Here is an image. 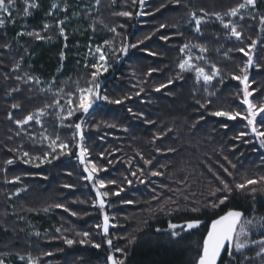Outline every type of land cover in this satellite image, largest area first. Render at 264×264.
<instances>
[{"label": "trees", "instance_id": "trees-1", "mask_svg": "<svg viewBox=\"0 0 264 264\" xmlns=\"http://www.w3.org/2000/svg\"><path fill=\"white\" fill-rule=\"evenodd\" d=\"M89 2L95 8L80 12L89 25L82 43L91 39L101 45L108 70L99 72V92L110 100H122L121 104L100 100L89 113L75 111L65 118L67 94H73L75 108L77 88L90 87L97 69L74 59L73 42L62 63V43L47 48L34 36H20L25 25L26 33L37 30L48 37L42 14L31 8L28 20L21 0H15L14 5L17 30L0 29V261L24 264L31 256L37 264H110L107 257L112 255L124 264H197L212 221L233 210L254 221L248 241L264 239V228L256 226L264 217V182L249 186L257 189L255 194L235 189L238 183L264 176V148L246 120L211 115L219 110L247 114L242 103L244 86L233 76L246 74L252 92L249 100L264 103V25L260 23L264 0H257L255 9L234 21L225 13L243 0H179L178 4L174 0H144L143 5L140 0ZM201 9L208 14L201 25L202 35L194 31V22H189L190 13L203 15ZM121 12L132 15H118ZM214 13L225 23L235 24L241 38L232 37ZM52 30L51 40H59V32ZM185 44L190 46L194 65L209 74L211 65L219 69L208 84L201 79L198 82L194 70L179 69L189 54L180 51ZM194 45H203L207 51ZM121 47H127V52H121ZM240 48L253 59L246 73L241 69L248 56L238 51ZM198 56L203 59H196ZM169 79L172 84L156 91ZM14 104L19 107L13 108ZM39 109L44 110L40 123H16ZM256 119L258 129L264 131V113ZM76 123L82 124L83 141L78 138ZM241 132L248 135L236 139ZM57 137L58 143L69 144V149L52 153L48 145ZM81 143L88 150L85 163L89 167V161L96 164L99 171L95 176L105 181V187L99 189L108 192L103 210L93 207L95 181L84 179L87 174L77 147ZM24 152L30 154L29 159L51 153L52 162L32 159L25 163ZM7 160L14 162L8 165ZM221 181L232 191H217L223 188ZM116 192L119 195H114ZM224 196L228 198L220 204ZM213 203L218 206L211 208ZM56 204L63 207H54ZM104 213L111 225L107 236L102 232ZM195 220L203 226L189 233L169 228L170 223ZM83 232L89 233V242L80 244L85 238L77 233ZM64 238L77 242L69 246ZM107 239L112 240L111 246ZM94 244L101 246L95 248ZM242 251L248 258L244 264H264V253L256 254L260 251L256 244L248 242ZM236 257L239 259L240 253ZM229 261L225 254L220 264Z\"/></svg>", "mask_w": 264, "mask_h": 264}, {"label": "snow or ice", "instance_id": "snow-or-ice-1", "mask_svg": "<svg viewBox=\"0 0 264 264\" xmlns=\"http://www.w3.org/2000/svg\"><path fill=\"white\" fill-rule=\"evenodd\" d=\"M135 2V0H134ZM175 3H179V0H174ZM256 2L257 0H243L242 3H239L237 6L229 9L225 15L230 16V17H239L240 19H243L244 16L242 14V10H246L248 8H255L256 7ZM97 3H99V0H97ZM141 5L144 4V0H140ZM15 5V0H0V12L8 13L9 16H11V9ZM38 5L32 4L30 7H37ZM163 6V5H162ZM58 6L57 4L53 3L52 8L56 9ZM158 10V9H157ZM28 9L25 8V13L27 14ZM203 15L197 16L195 12L190 13L191 20L189 21L190 23L194 22V31L198 34H203L201 30V25L202 23H205L206 21L204 20V16H207V13H204L203 9L200 10ZM51 14V13H49ZM143 14V13H138ZM118 15L121 16H131L132 14L130 12H121L118 13ZM213 15L216 16L218 20H220L222 26L224 29H227L230 31V35L232 37H235L236 39L241 38V32L237 30V27L235 24H233L231 21L225 23L222 16L219 13H214ZM255 18V17H253ZM260 23L261 25H264V16L260 17ZM60 24H63V21H60ZM4 25V20L0 19V27ZM161 28L166 27L165 25H161ZM49 28L48 24L44 25V30L46 31ZM112 31H115V29H112ZM60 35L64 36L65 39L67 37L64 34V29L63 27L60 28L59 30ZM26 34L28 36H34L37 40H45L48 39L50 40L51 37H44L41 36L39 32H27V33H21V35ZM162 39L167 40L168 37H161ZM107 43V42H105ZM142 43V41H141ZM255 41H253L252 47H255ZM131 47H136V45H131ZM193 47H198L201 52H206L207 48L203 45H194ZM121 52H127V47H121L120 49ZM181 52H186L189 51V54L187 55L186 59H183L178 67L181 71H189V70H194L196 74V79L199 82L200 79H203V82L205 84H208L211 82L218 74H219V69L216 67V65H211L212 72L206 73L205 69L203 67H199L197 65H194L192 61V56L190 55V46L188 44H185L181 49ZM238 51L243 52L246 56H248L247 63L244 65V67L241 69L242 72L246 73L247 69L252 66L253 64V59L252 56L249 55L248 52L245 51L244 48L238 49ZM96 52L99 53V61H103L104 66H102L103 71H107V61H106V56L102 52L100 47L96 48ZM152 55H155L154 53H150ZM61 60L64 59V53L61 52L60 54ZM196 59H203V57L198 56ZM93 68H96L97 71L92 73V83L90 87L87 88H77V91L79 93L78 96V103L75 105V108L72 107L73 101L71 99V96L73 95L72 93H68L69 99L67 100V104L69 105L68 108V113L67 117H71L75 111H82L83 113H88L89 110L93 107L94 103L98 100H103L107 103H114V104H121L123 103L122 100L117 99V100H110L107 95H100L99 88L100 85L97 81V77L99 75V72L101 71V67L98 65H93ZM151 71L148 73L149 75L151 74ZM177 78H182V77H177ZM233 79L239 80L241 84H243V97H242V103L247 105V114L242 115L240 112H232V111H214L211 113V115L215 117H226L228 120H235L237 117H240L241 119H244L247 121V126L251 127V133L254 134L259 142L260 147L264 148V131L259 130L257 127V117L261 114L264 113V103L257 105L253 103L252 101L249 100V97L252 95V92L249 91V81H248V76L245 74L243 76H233ZM29 79H33L35 83L39 84L40 80L39 78H33L30 77ZM222 82V81H221ZM173 81L169 79L168 84H161L159 87L156 88V91H160L161 88L167 87L169 84H172ZM141 92L143 89L140 90ZM255 91V90H253ZM137 96L140 95V92L136 93ZM130 97H126L128 99ZM56 104L59 105V101H56ZM19 105L14 104L13 108H18ZM46 107H51V105H47ZM201 107H204V105H201ZM129 112L132 110L129 108ZM44 115V110L39 109L35 114H29L24 117L23 120H17L16 123L18 125H25L28 124L30 121L35 120L36 123H40L39 117ZM114 126V125H111ZM77 134L79 135V138L81 141L84 140V134L82 130V124L81 123H76L74 125ZM224 127H227L225 124ZM248 135L247 132H241L239 136L236 137V139H240L243 136ZM44 139H49L48 137H44ZM59 137H57L55 140H51L48 147L51 149L52 153H55L57 149H59L61 152H63L66 149H69V144L64 143V142H59ZM79 147V154L78 158L80 160L81 164H84V172L87 173L86 176H84L85 180L88 181H95L93 183V188L96 189V197L97 200L93 202V207H96L97 204L101 210L105 208V199L104 197L108 196V192H101L99 189L105 187V181L103 179H100L95 176V174L99 171L97 168V165L94 163H91L90 161L88 163L91 164V167L88 166V164L85 163L86 161V155H87V148L81 143L78 145ZM159 151V150H158ZM171 151V149H170ZM51 153H45L43 157H35L29 159L30 154L28 152L23 153L24 162L25 163H31L32 159H37L40 160V163H51V159H49V156ZM58 157L52 156V159H56ZM13 160H7L5 163L8 165L13 164ZM146 164H151V160H145ZM40 164H36V167H39ZM233 167H235L233 165ZM227 171V169H225ZM135 175V173H133ZM153 176L160 175L159 172H152ZM20 179L19 176L15 177V180L18 181ZM127 179V178H126ZM129 184L132 183L131 180L127 181ZM143 183V181H141ZM261 182H264V176H261L259 180L256 179H248L244 183H238L235 185L236 190H245L249 191L253 194L256 193L257 189L252 187L250 188L249 186L251 185H256ZM108 183L115 184L116 181H108ZM223 184L222 189H217V191H224V192H231L232 189L229 187L228 183L221 181ZM65 187H71L70 185H65ZM122 191V189H121ZM114 195H119V192L114 193ZM212 195H215V193H212ZM227 196H224L223 198L220 199L219 203L223 204L225 200L227 199ZM127 203H131V201H126ZM218 205L213 203L210 205L211 208H215ZM54 207L61 208L63 205L56 204ZM44 211H47V209H44ZM65 211H68V209L65 208ZM72 215H77L75 212L72 213ZM243 213L241 211H229L227 212L226 215L220 216L218 219L213 220L211 224V229L208 231L207 238L203 241V247H202V254L199 255L198 262L197 264H217L218 259L221 257L222 252L226 253L229 258V264H244V261L248 259L244 253L243 249L247 247L246 241H248L249 233H250V227L254 225L253 220L249 219H242ZM200 224L199 220L191 221L186 224L187 229H194L198 227ZM114 226V225H113ZM256 226L260 228H264V217H260L259 220L256 222ZM98 228L101 227V225H97ZM109 227H110V218L107 213L103 214V233L105 236H107L109 232ZM178 227H182L180 225L176 224H169V228L171 229H176ZM57 232L60 231V229H56ZM159 231V230H158ZM37 236H39V233H36ZM77 235L84 237L85 239H80L78 243L80 244H85L88 243L89 241L86 239L89 236L88 232H83V233H77ZM172 236H175L176 233L173 232L171 234ZM241 237L244 239L242 240ZM64 242L71 246L72 244L76 243L77 241H74L73 239H67L64 238ZM107 244L109 246L112 245V240L107 239ZM252 244H256L259 248L260 251L257 252V255H260L261 253H264V239L261 240H251L248 241ZM100 244H94L93 247L95 248H100ZM116 251H122L121 249L117 248ZM236 253H240L239 259L236 257ZM45 255H51V253H45ZM21 260H24V257H20ZM107 260L110 262V264H124V261L122 259H116L114 256L109 255L107 257ZM0 264H3V261H0ZM28 264H37L36 261L32 259L31 256L28 257Z\"/></svg>", "mask_w": 264, "mask_h": 264}, {"label": "rangeland", "instance_id": "rangeland-1", "mask_svg": "<svg viewBox=\"0 0 264 264\" xmlns=\"http://www.w3.org/2000/svg\"><path fill=\"white\" fill-rule=\"evenodd\" d=\"M21 1L25 3V8L28 9L27 11L28 20L32 18L31 13L29 12L31 8L33 10H37L42 14L41 21L43 25L45 24L49 25V28L44 32V35L47 34L48 37H51L52 36L51 34H53L51 33L52 29H56L59 32L60 28L63 27L64 34L67 37V39H65L64 36H61L59 32L60 35L59 40L56 41H52L51 39L41 40V43H43V45H45L47 48L51 46H55L58 43H62V52L64 53V59L61 60L62 63L66 62L65 53L69 49V43L73 42L76 44V46L74 47L75 49L74 59L78 58L84 67L93 66L94 64L98 65L101 67V71L104 72L102 70V66H104L105 62L99 61V53L96 52L97 47H100L103 52L101 45H99L97 41L91 39L86 44L82 43V41L84 40L83 34H86L89 31V25L86 24L84 20L81 18L80 12H82L85 9L91 11L93 10V8H95L90 5L89 0H33V1L21 0ZM53 3L57 4L58 7L56 9L52 8ZM32 4H36L38 6L30 7V5ZM253 9L255 8L250 7L246 10H242V13L248 12ZM16 16H17L16 9L14 7L11 9V16H9L8 13L0 12V19L4 20V25L0 27V29H6L8 31L17 30ZM235 18L237 17H230V20L234 21ZM60 21H63V24H60ZM219 24H221L220 20H219ZM32 32H39V31L34 30ZM21 33H26L25 25H22L21 27V32L19 33L20 36ZM201 80L203 79L201 78ZM40 84H44L41 79H40ZM40 118L41 116L39 117V119ZM246 243L248 245V241H246ZM23 263L28 264V261Z\"/></svg>", "mask_w": 264, "mask_h": 264}, {"label": "water", "instance_id": "water-1", "mask_svg": "<svg viewBox=\"0 0 264 264\" xmlns=\"http://www.w3.org/2000/svg\"><path fill=\"white\" fill-rule=\"evenodd\" d=\"M252 67V66H251ZM101 87L102 86H100V88L99 89H101ZM100 95H101V93H100ZM100 102V100H98V101H96V103H99ZM247 106V105H246ZM93 108V107H92ZM91 108V109H92ZM91 109L89 110V112L91 111ZM88 112V113H89ZM254 135V134H253ZM78 138H79V135H78ZM80 139V138H79ZM81 165H84V164H81ZM87 174V173H86ZM95 193H96V191H95ZM97 198V197H96ZM98 205V204H97ZM99 207V206H98ZM105 207H106V204H105ZM242 219H244V216L242 217ZM186 224L187 223H184V224H180V226H182V227H178V228H176V229H174V230H184L186 233H189V232H192V231H195V230H197V229H199V228H201L202 226H203V223L202 222H200V224L198 225V227H196V228H194V229H187L186 228ZM210 229H211V225H210V227H209V230L208 231H210ZM110 231H111V225H110V227H109V232H108V234L110 233ZM102 232H103V229H102ZM107 234V235H108ZM208 234V233H207ZM103 235H104V233H103ZM207 238V235H206V237H205V239ZM204 239V240H205ZM226 253H224V252H222V254H221V257L218 259V261H217V264H220V262H221V260H222V258L224 257V255H225Z\"/></svg>", "mask_w": 264, "mask_h": 264}]
</instances>
